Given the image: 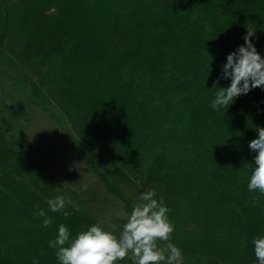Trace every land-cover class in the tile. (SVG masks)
<instances>
[{
	"label": "trees",
	"instance_id": "trees-1",
	"mask_svg": "<svg viewBox=\"0 0 264 264\" xmlns=\"http://www.w3.org/2000/svg\"><path fill=\"white\" fill-rule=\"evenodd\" d=\"M149 2L0 0V264H59L48 245L61 224L72 237L94 224L119 235L122 213L152 188L169 209L168 242L183 264H258L264 195L248 190L246 165L255 167L248 144L264 128V88L227 109L211 101L216 87L230 85L214 82L250 26L264 58V0ZM122 4L132 6L124 28ZM41 115L61 124L78 154L70 169H82L91 185L51 175L60 167L51 161L69 152L31 139ZM144 123L151 128H138ZM57 195L68 202L51 212L47 201ZM105 201L119 205L110 210Z\"/></svg>",
	"mask_w": 264,
	"mask_h": 264
},
{
	"label": "clouds",
	"instance_id": "clouds-1",
	"mask_svg": "<svg viewBox=\"0 0 264 264\" xmlns=\"http://www.w3.org/2000/svg\"><path fill=\"white\" fill-rule=\"evenodd\" d=\"M254 25V24H253ZM256 28L246 29L244 44L226 57L219 79H229L230 85L219 87L211 101L213 109L228 108L242 94H247L257 87L264 88V58L257 52L252 39ZM257 137L248 147L255 152V167L251 168L248 183L249 191H259L264 195V128H257ZM130 213L122 216L125 223L119 235L115 230H105L99 224L90 226L86 231L72 237L69 229L61 224L56 238L49 242V247L56 249L59 264H118L119 261L131 259L133 264H183L181 249L168 242L174 232V225L169 221V209L162 197H158L155 188L139 195ZM66 198L57 195L47 201L51 212H58L66 206ZM43 226L48 227L51 219L44 210ZM254 255L258 264H264V235L253 239ZM32 264H39L33 259Z\"/></svg>",
	"mask_w": 264,
	"mask_h": 264
},
{
	"label": "rangeland",
	"instance_id": "rangeland-1",
	"mask_svg": "<svg viewBox=\"0 0 264 264\" xmlns=\"http://www.w3.org/2000/svg\"><path fill=\"white\" fill-rule=\"evenodd\" d=\"M149 1H152V0H147L148 8L150 9L151 4H150ZM137 3H139V2L136 1V4ZM133 4L134 3H132V6H133ZM132 6H131L130 9H128V8L126 9V5L122 4V8L118 12L119 13L120 25L123 26V28L128 23H130L131 15H132L131 14L132 13ZM173 6H174V8H173V10H174L176 8V4H174ZM172 35L173 34L170 33L168 36L172 37L173 39L176 38L175 36H172ZM188 40H189V36L185 34L183 42L186 43ZM255 90H256L255 92H257L258 89L255 88ZM252 94L254 95V99L253 100H255V101L259 100L258 99L259 97L257 95L258 93H252ZM138 116L139 117H137V118H140V119L142 118L141 115H138ZM54 120L53 119L51 120L47 116L45 117L44 115H41V116L38 117V122H33L31 131H30L31 139L35 142V144L38 147L41 146V149H44L47 144L50 145V144H54L55 143L56 146L64 147L65 150H67L69 152V155H66L63 152H60L59 155H58L59 158L53 159L51 161L52 166H54V167L55 166H60L58 168V172H54L52 168H49L51 175H53L55 178H57L59 180H63V179H69L70 180V179H72L73 182L80 183L81 186L91 185L92 184L91 177L88 176L82 169H80L79 167H77V168L75 167L73 169H70L72 162H75V156L78 155V154H76V152L74 150L75 148H74L72 142L69 141L68 139L64 138V136L61 134V132H62L61 131V124H57V120H55V121ZM146 125H148L149 128H151V123H148V124L144 123L142 128L138 125V128L142 129V131H143L145 129L144 127ZM58 133H60L61 136L59 137V140H55L53 137H54V135H56ZM124 144L127 145V149L128 150L132 149L131 146H129L127 141H124ZM108 145H109V147H108L109 151L110 150L114 151L115 149H118L117 145H115V144L114 145L108 144ZM159 146H160V143L157 142V143H155V145H153V148L154 149L155 148H159ZM149 148H150V145H149ZM134 150H132L128 154V157H130V158L132 157V154H133ZM232 151L234 152V150H232ZM51 158H55V156L51 155ZM64 167H67L66 170H64ZM86 182H87V184H86ZM81 189L84 190L85 188H81ZM90 191H91L92 194H95V195L97 194L96 192H93V190H90ZM171 194H169L166 197L167 200L169 199ZM114 204L111 205L109 202L105 201V206L107 208H111L110 210H112L113 208H116V205H119V204H116V203H114ZM179 206H181V205H179ZM179 206H178V210L182 211L183 209H179ZM180 208H182V207H180ZM173 216L177 217V215H173ZM174 228H175V226H174ZM226 230L230 231V229H228V228ZM221 242L222 241L220 239H218V240L215 241V244L221 243ZM193 264H195V263H193Z\"/></svg>",
	"mask_w": 264,
	"mask_h": 264
}]
</instances>
